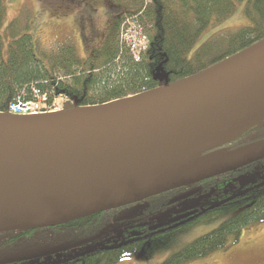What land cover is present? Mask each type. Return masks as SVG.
Wrapping results in <instances>:
<instances>
[{
	"label": "water",
	"instance_id": "95a60500",
	"mask_svg": "<svg viewBox=\"0 0 264 264\" xmlns=\"http://www.w3.org/2000/svg\"><path fill=\"white\" fill-rule=\"evenodd\" d=\"M262 121L264 42L190 81L116 105L0 115V233L65 225L261 162L264 142L229 154L221 148ZM56 251L13 253L0 264Z\"/></svg>",
	"mask_w": 264,
	"mask_h": 264
},
{
	"label": "trees",
	"instance_id": "16d2710c",
	"mask_svg": "<svg viewBox=\"0 0 264 264\" xmlns=\"http://www.w3.org/2000/svg\"><path fill=\"white\" fill-rule=\"evenodd\" d=\"M64 1L73 5L98 1L118 13L109 21L100 44L94 40L98 36L94 29L84 57L75 43L66 42L48 53L43 52L47 61L44 62L38 57L37 44L28 34L30 24L23 13L4 26L7 10L5 0H0V115L7 114L16 104L35 103L47 111L56 108L57 102L64 111L111 106L190 81L264 42V0L248 1L247 27L215 35L192 59H188V54L202 34L229 19L237 4L244 0ZM137 32L146 38L147 48L141 55L133 51L124 37L129 33L137 35ZM260 142H264V121L221 149L223 154H229ZM261 162L228 173L221 181L215 178L202 185L200 193L194 197L207 194L212 188L217 192L210 199L195 204V213L184 220L175 222L172 215L164 224L144 225L152 215L181 205L183 202L175 200L194 185L155 197V205L144 215L98 222L97 226L104 228V233L123 235L117 244L109 243L100 248L83 244L73 255L50 264H118L143 250L147 259L170 252L162 264H187L226 251L231 238L237 244L245 228L264 223V175L255 184L227 189L233 179L230 176L247 172ZM89 219L45 230L55 231L53 236H56L63 229L86 224ZM216 222H222L219 228L177 248L183 235ZM40 231L0 233V259L16 253L10 249L18 244L39 242ZM133 233L141 237L133 238Z\"/></svg>",
	"mask_w": 264,
	"mask_h": 264
},
{
	"label": "rangeland",
	"instance_id": "374dc122",
	"mask_svg": "<svg viewBox=\"0 0 264 264\" xmlns=\"http://www.w3.org/2000/svg\"><path fill=\"white\" fill-rule=\"evenodd\" d=\"M248 1L249 0H244L238 3L234 14L229 19L208 28L188 54V59H192L199 48L210 41L215 35L224 31H235L247 27L249 22L245 17V8ZM91 2L92 3L83 2L80 5H73L64 0H5L7 15L4 26L23 13L25 15V20L30 24L28 34L32 36L37 44L36 51L38 57L44 62L47 61L44 56H42L43 52L48 53L53 48L66 42L75 43L80 55L84 57L86 55V44L89 43V39L93 40L91 36L94 33V29L98 33V36L95 37L94 40L96 44H100L102 41L101 35L107 29L109 21L118 13V11L111 10L101 5L98 1ZM128 38L129 39L125 42L129 43L130 47L135 48L137 51L144 50L145 46L143 45L146 42L145 39H142V36L140 37L138 35L136 37V35H128ZM142 53L143 52H141L140 55ZM30 105L32 110L26 108V113H35L38 116L64 113V109L60 102H57L56 108L52 111H47V109L42 110L37 107L38 105L35 103H31ZM19 117L23 116L20 115ZM263 173L264 161L255 165L247 172H242L233 176V179L229 181L228 188L234 187L240 189L255 184L259 179H263ZM216 192V189L212 188L209 193L202 194L198 197H192L183 202L181 206L201 203L206 199H210ZM155 203L156 201L150 202L146 200L118 210L106 212L102 214L103 217L96 215L91 219L88 217L85 218L86 220L89 219L86 221V224H78L72 228L63 229L56 236H53L56 233L55 231L40 229L41 231L38 233V237L42 239H40L39 242L25 241L16 245L13 249L11 248L10 251L21 253L54 248V250L57 251L49 256L18 263L50 264L55 261L64 260L68 256L73 255L83 244H92L94 248L105 247L109 243L117 244L123 235L104 233V228H99L97 223L106 218L107 221L133 219L139 215H144ZM173 213L174 211L171 208H167L152 215L150 220L161 225L168 222ZM221 223L222 222H216L196 227L179 239L177 248L181 249L202 236L210 234L219 228ZM39 234L43 236H39ZM140 237L141 235L133 238ZM170 254L171 253L168 252L161 257L147 259L145 251L143 250L135 257L123 259L118 264H162ZM208 260H210L211 264H264V223L253 224L245 228L237 244H235L233 238H231L229 249L226 251L211 255L205 260L193 261L187 264H206Z\"/></svg>",
	"mask_w": 264,
	"mask_h": 264
},
{
	"label": "flooded vegetation",
	"instance_id": "af4514ba",
	"mask_svg": "<svg viewBox=\"0 0 264 264\" xmlns=\"http://www.w3.org/2000/svg\"><path fill=\"white\" fill-rule=\"evenodd\" d=\"M251 166V165H250ZM249 167V166H248ZM239 171V170H238ZM234 172H236V171H234ZM231 174V173H230ZM228 174H224V175H221L220 177L218 176V177H215V178H217L216 180H220V179H222L221 177H226ZM235 176V175H234ZM228 177V176H227ZM231 178L233 177V176H230ZM229 177V178H230ZM215 178H213V179H215ZM209 181H211V179L210 180H207L206 182H203V183H198V184H196V185H194V186H192L191 187V189L190 190H187V191H185V192H183L182 194H184V193H186V192H189V191H191V190H194V189H198L199 191H201V189H200V187L202 186V185H204L205 183H208ZM221 181V180H220ZM227 187H228V185H227ZM228 190H230L229 188H227ZM236 189V188H235ZM232 191V190H231ZM233 192V191H232ZM200 193V192H199ZM181 194V195H182ZM178 198V197H177ZM148 201H150V202H153V201H155V197L154 198H151V199H148ZM199 204V203H198ZM188 206H192V205H183V206H181V205H179V206H173V208H172V210L174 211V213L175 212H177V214H172L173 216H174V221L176 220V219H178L179 217H181V216H183V215H185V214H188V213H195L194 212V209L193 210H190V211H188V212H186V213H184V214H179L178 212L180 211V210H182L184 207H188ZM193 206H195V205H193ZM152 222H154V221H151V220H149V221H147L146 223H144V225L145 224H151ZM176 222V221H175ZM234 251V250H233ZM206 264H211L210 263V260H208L207 261V263Z\"/></svg>",
	"mask_w": 264,
	"mask_h": 264
},
{
	"label": "built area",
	"instance_id": "2783aa9c",
	"mask_svg": "<svg viewBox=\"0 0 264 264\" xmlns=\"http://www.w3.org/2000/svg\"><path fill=\"white\" fill-rule=\"evenodd\" d=\"M143 33H141V32H137V35H136V37L139 35L140 37L142 36V39H145V42H146V38H145V36H143L142 35ZM128 35H134V34H131V33H129ZM128 35L127 36H124L125 37V41L126 40H128L129 38H128ZM135 36V35H134ZM141 42V41H140ZM143 46H145V43H144V45ZM146 46L144 47V50L143 51H145L146 50ZM133 51H135V52H137V53H140V52H142V51H137L135 48H133ZM30 104H26V105H23V104H16V105H13L12 106V108L10 109V111H9V114L10 115H26V116H35V115H37V114H35V113H26V108L27 109H30V110H32V108H30ZM17 111H16V110ZM14 110V111H13Z\"/></svg>",
	"mask_w": 264,
	"mask_h": 264
},
{
	"label": "bare ground",
	"instance_id": "6f19581e",
	"mask_svg": "<svg viewBox=\"0 0 264 264\" xmlns=\"http://www.w3.org/2000/svg\"><path fill=\"white\" fill-rule=\"evenodd\" d=\"M250 124H246V125H243L242 127L236 129L234 132H231L230 134H228V136L226 138H224V140H228L234 136H237L239 133H241L243 130H245L247 127H249ZM9 199H13V200H16L14 197H18V195L16 193H12V194H9ZM56 227H59V226H56Z\"/></svg>",
	"mask_w": 264,
	"mask_h": 264
}]
</instances>
